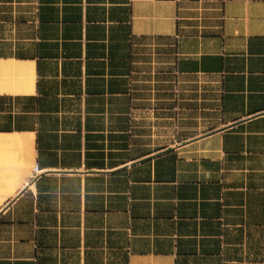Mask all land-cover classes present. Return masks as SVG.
<instances>
[{
    "label": "crops",
    "instance_id": "1",
    "mask_svg": "<svg viewBox=\"0 0 264 264\" xmlns=\"http://www.w3.org/2000/svg\"><path fill=\"white\" fill-rule=\"evenodd\" d=\"M0 264H264V0H0Z\"/></svg>",
    "mask_w": 264,
    "mask_h": 264
}]
</instances>
